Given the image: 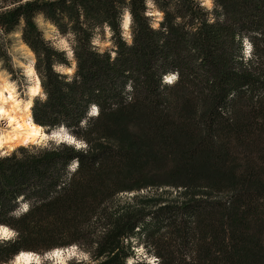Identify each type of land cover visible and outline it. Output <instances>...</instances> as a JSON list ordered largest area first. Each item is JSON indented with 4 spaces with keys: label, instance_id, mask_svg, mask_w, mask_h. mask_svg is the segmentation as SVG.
<instances>
[{
    "label": "trees",
    "instance_id": "trees-1",
    "mask_svg": "<svg viewBox=\"0 0 264 264\" xmlns=\"http://www.w3.org/2000/svg\"><path fill=\"white\" fill-rule=\"evenodd\" d=\"M124 2L29 0L0 13V25L22 28L44 64L61 54L41 40L35 11L78 32L82 79L65 85L49 69V98L34 105L32 121L48 131L63 123L89 144L87 151L21 147L0 157V222L21 233L0 247V259L21 247L79 241L98 264H123L139 244L162 264H264V0H218L224 19L215 12L211 25L193 0H158L171 9L167 34L148 27L143 0H131L132 47L118 38ZM104 20L117 32L114 62L89 51L90 29ZM197 20L195 32L185 28ZM177 69L180 79L161 87L160 76ZM92 102L98 117L86 115ZM20 195L31 207L16 219L8 213Z\"/></svg>",
    "mask_w": 264,
    "mask_h": 264
},
{
    "label": "clouds",
    "instance_id": "clouds-1",
    "mask_svg": "<svg viewBox=\"0 0 264 264\" xmlns=\"http://www.w3.org/2000/svg\"><path fill=\"white\" fill-rule=\"evenodd\" d=\"M29 0H0V13L19 7L20 4H27ZM193 3L203 13L205 21L211 25L217 20L215 12H219V19H224L223 6L218 0H193ZM143 16L147 18L148 27L152 30H159L167 34L168 26L165 21L167 11L160 7L158 0H143ZM32 23L40 33V38L45 46L52 49L54 53L61 54L59 57L53 55L50 64L40 63L43 59V52L38 53L30 43L25 40L22 28L7 30L4 25H0V118L16 122V119L27 117L32 127H37L32 122V109L38 102L46 103L49 92L46 88L48 82V71L56 74L58 80H62L65 85L71 84L74 80L79 82L82 78L79 73L80 50L78 32L72 28L71 23H67L64 31H61L57 21L49 17L43 10H37L32 15ZM67 21V18H65ZM184 21L180 16L175 17V23ZM25 23L23 15L19 17V24ZM163 23V27H162ZM200 21L195 25L185 24V28L195 32ZM85 27H87L85 25ZM118 38L127 47L134 45L135 39V19L132 10L131 0H125L118 9ZM91 35L88 39L89 51L103 57L107 53L109 62H114L119 54V44L116 42L117 32L113 29L108 20L95 24L90 29ZM163 41H161L162 43ZM244 55L246 58L252 57L253 44L247 36L243 39ZM39 64V66H38ZM180 79L179 70L163 73L160 76L161 87L163 85H174ZM132 81L129 80L124 85L125 92L133 91ZM67 90V89H65ZM234 95V93H231ZM133 97L127 96L131 101ZM100 105L95 102L89 103L86 115L88 117H98L100 115ZM86 120H81V125L86 124ZM44 135L46 141H54L56 144L65 143L75 150L87 151L88 142L84 138H77L69 134L63 123L59 124L55 130L48 131ZM7 140L0 139V149L4 148ZM9 149L0 150V157L10 155ZM79 166L78 159L73 160L70 168L75 171ZM17 207L12 209L8 215L19 219L30 210V202L24 200L23 195L17 197ZM21 233L10 223L0 222V247H8L14 244ZM136 244V238H130ZM127 245L129 239H123ZM151 248V246H149ZM162 264V258L155 254V249L151 252L143 244L134 247L133 254L124 257L123 264ZM0 264H98L93 252L79 241H69L55 244L46 248H18L7 259H0Z\"/></svg>",
    "mask_w": 264,
    "mask_h": 264
},
{
    "label": "bare ground",
    "instance_id": "bare-ground-1",
    "mask_svg": "<svg viewBox=\"0 0 264 264\" xmlns=\"http://www.w3.org/2000/svg\"><path fill=\"white\" fill-rule=\"evenodd\" d=\"M10 125L12 126V131L14 133V136L9 138L11 139V143L7 145L10 149L14 148L12 144L15 143L24 146L30 142V140L36 141L44 138L45 133L44 131H41L42 127H32L31 124H29L27 117L24 119L17 118L15 123L10 121ZM4 148L0 150H4Z\"/></svg>",
    "mask_w": 264,
    "mask_h": 264
},
{
    "label": "rangeland",
    "instance_id": "rangeland-1",
    "mask_svg": "<svg viewBox=\"0 0 264 264\" xmlns=\"http://www.w3.org/2000/svg\"><path fill=\"white\" fill-rule=\"evenodd\" d=\"M26 118V117H25ZM46 135V134H45ZM14 136V133L12 131V126L10 125V120H7L6 118H0V139L2 140H7L8 143L5 144L4 149H9L11 151V154L13 153L14 150L25 147V148H42V147H47L50 144H56L54 141H46L44 138L42 140H36V141H31L27 143V145H17V143L12 144L14 147L13 149H10L9 146H7L9 143H11L10 137ZM9 156V155H7ZM6 157V156H3ZM172 192V191H169ZM174 199V196L171 197Z\"/></svg>",
    "mask_w": 264,
    "mask_h": 264
}]
</instances>
